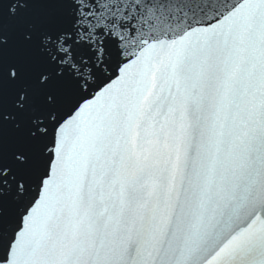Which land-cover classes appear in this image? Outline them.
I'll use <instances>...</instances> for the list:
<instances>
[{
  "label": "snow or ice",
  "instance_id": "snow-or-ice-1",
  "mask_svg": "<svg viewBox=\"0 0 264 264\" xmlns=\"http://www.w3.org/2000/svg\"><path fill=\"white\" fill-rule=\"evenodd\" d=\"M0 264H264V0H0Z\"/></svg>",
  "mask_w": 264,
  "mask_h": 264
}]
</instances>
